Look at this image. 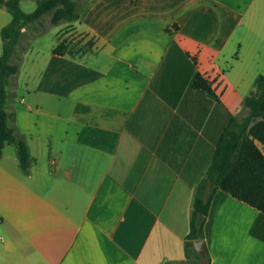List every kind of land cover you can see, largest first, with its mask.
<instances>
[{
	"label": "crops",
	"instance_id": "1",
	"mask_svg": "<svg viewBox=\"0 0 264 264\" xmlns=\"http://www.w3.org/2000/svg\"><path fill=\"white\" fill-rule=\"evenodd\" d=\"M11 21L0 6V56ZM74 24L91 51L54 54L57 29L10 80L32 165L6 145L0 264H187L196 189L264 75V0H87ZM205 243L211 264H264V213L218 190Z\"/></svg>",
	"mask_w": 264,
	"mask_h": 264
},
{
	"label": "trees",
	"instance_id": "2",
	"mask_svg": "<svg viewBox=\"0 0 264 264\" xmlns=\"http://www.w3.org/2000/svg\"><path fill=\"white\" fill-rule=\"evenodd\" d=\"M37 7L26 13L21 0H0L12 16V21L2 29L3 54L0 56V158L6 145H15L21 170L28 174L32 158L24 136L16 126L15 112L8 108L10 80L17 77L23 55L30 41L23 43V30L28 26L36 29L35 34L47 30L44 22L50 16L51 26L73 25L81 19L83 0H35ZM56 55L72 54L66 44L59 43L53 51ZM193 88L205 91L219 100L211 83L198 74ZM256 91L243 102V116L232 117L217 143L211 165L198 185L193 202L190 230L185 239L187 264H211L207 252L206 263L194 248V241H205V222L213 198L218 190L264 213V75L257 78Z\"/></svg>",
	"mask_w": 264,
	"mask_h": 264
},
{
	"label": "rangeland",
	"instance_id": "3",
	"mask_svg": "<svg viewBox=\"0 0 264 264\" xmlns=\"http://www.w3.org/2000/svg\"><path fill=\"white\" fill-rule=\"evenodd\" d=\"M87 0L81 2L82 10ZM21 7L24 12L32 13L36 7L37 2L35 0H22ZM50 16H47L44 24L47 26V30L42 34L36 35V29L33 26L27 27V32L23 38V43L27 44L29 41L33 40V44L41 49H45L46 45L50 43L54 37L53 33L59 29V43H65L68 49L72 52V55H84L92 50L94 45V39L80 34L75 27V24H63L61 26H51ZM23 55V61H24ZM23 63V62H22ZM22 66V64H21Z\"/></svg>",
	"mask_w": 264,
	"mask_h": 264
},
{
	"label": "water",
	"instance_id": "4",
	"mask_svg": "<svg viewBox=\"0 0 264 264\" xmlns=\"http://www.w3.org/2000/svg\"><path fill=\"white\" fill-rule=\"evenodd\" d=\"M193 245H194L196 252L202 258V262L206 263V256H207L208 251H207V245H206L205 241L197 240V241H194Z\"/></svg>",
	"mask_w": 264,
	"mask_h": 264
}]
</instances>
